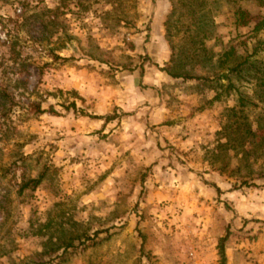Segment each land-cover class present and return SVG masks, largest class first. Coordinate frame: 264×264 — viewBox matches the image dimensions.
Returning <instances> with one entry per match:
<instances>
[{"label": "rangeland", "instance_id": "1", "mask_svg": "<svg viewBox=\"0 0 264 264\" xmlns=\"http://www.w3.org/2000/svg\"><path fill=\"white\" fill-rule=\"evenodd\" d=\"M242 11L264 0H0V264H219L222 237L223 264H264Z\"/></svg>", "mask_w": 264, "mask_h": 264}, {"label": "trees", "instance_id": "2", "mask_svg": "<svg viewBox=\"0 0 264 264\" xmlns=\"http://www.w3.org/2000/svg\"><path fill=\"white\" fill-rule=\"evenodd\" d=\"M236 16L238 19L236 20L235 25H237V26L241 25L244 27L249 23L250 20H253L254 24H253V27L251 28L252 34H258V33L264 34V14L249 17V15L245 11H242V12H236ZM256 44L258 46L259 45L264 46V39L261 41L258 40L256 42ZM251 54H254V53L252 52ZM228 55H229V53L228 54L227 53L222 54L223 60L221 62H219L220 66L225 65ZM245 64H248L247 59H244L240 63H237L234 66L227 68L226 74L218 75L216 77V81H219L220 79H224L228 82L227 74L228 73H234L236 75L240 74L241 68ZM252 68H254V73H255V75H257V76H255L256 77L255 79L257 80V84L259 86L263 87L264 86V72L261 73L262 75L258 76L257 68L256 67H252ZM168 76H170L171 78H174V79H177L180 77L179 75L171 74V73H168ZM186 79H192V78L189 76ZM218 87H220L219 84H218ZM226 89L227 90L233 89V86L231 84H229V82H228ZM216 99H217V95L212 98V100H216ZM238 104H243V103L240 100H238ZM69 108L72 109V111H74V112L76 111V108H75L73 103H71L69 105ZM69 108H65V109H69ZM78 114H79V116H85V114H83L82 111H78ZM30 183L32 185V188H34L39 183V178L31 180ZM224 241H225V237H222L218 240V244H217L218 255H219V264L224 263V253H223V246H222Z\"/></svg>", "mask_w": 264, "mask_h": 264}]
</instances>
